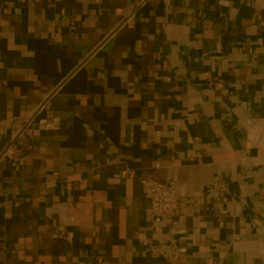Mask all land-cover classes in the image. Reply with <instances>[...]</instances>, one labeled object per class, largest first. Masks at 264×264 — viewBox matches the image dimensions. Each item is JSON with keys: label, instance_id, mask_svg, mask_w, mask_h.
I'll return each mask as SVG.
<instances>
[{"label": "crops", "instance_id": "obj_1", "mask_svg": "<svg viewBox=\"0 0 264 264\" xmlns=\"http://www.w3.org/2000/svg\"><path fill=\"white\" fill-rule=\"evenodd\" d=\"M43 102L0 161V264H264V0H0V150Z\"/></svg>", "mask_w": 264, "mask_h": 264}, {"label": "built area", "instance_id": "obj_2", "mask_svg": "<svg viewBox=\"0 0 264 264\" xmlns=\"http://www.w3.org/2000/svg\"><path fill=\"white\" fill-rule=\"evenodd\" d=\"M47 101V100H46ZM45 106L44 102L34 112L18 119L12 127L10 140L0 150V161L3 159L12 160L16 164L19 155L28 146L32 135V124L38 113ZM143 192L150 204V218L156 222H162L169 217L177 216L180 213V198L177 191L167 183L156 180L152 177L141 179ZM64 233V228H60ZM170 260L173 264H194L187 256V248L178 243L174 238L170 239ZM96 264H111L109 259L98 256Z\"/></svg>", "mask_w": 264, "mask_h": 264}]
</instances>
